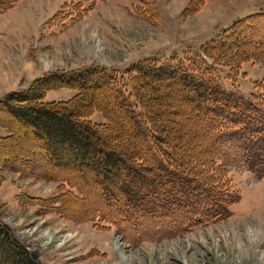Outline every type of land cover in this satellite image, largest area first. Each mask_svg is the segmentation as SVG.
<instances>
[{"label": "trees", "instance_id": "16d2710c", "mask_svg": "<svg viewBox=\"0 0 264 264\" xmlns=\"http://www.w3.org/2000/svg\"><path fill=\"white\" fill-rule=\"evenodd\" d=\"M20 1L0 0V14ZM206 1L191 0L182 16ZM130 14L159 24L153 2ZM245 63L264 66V12L235 20L184 58L150 56L124 72L95 64L47 73L0 99V183L5 170L55 182L59 194L38 199L46 212L107 223L136 246L223 220L240 196L228 167L264 179V82L246 97L226 90L217 73L228 68L234 81ZM59 89L76 94L44 101ZM97 112L104 123L90 120ZM187 131L194 135L184 142ZM82 204L92 206L80 212ZM7 230L0 225V264H36Z\"/></svg>", "mask_w": 264, "mask_h": 264}, {"label": "rangeland", "instance_id": "374dc122", "mask_svg": "<svg viewBox=\"0 0 264 264\" xmlns=\"http://www.w3.org/2000/svg\"><path fill=\"white\" fill-rule=\"evenodd\" d=\"M190 1H20L0 14V99L26 90L51 72L95 64L124 72L150 56L184 58L186 50L199 49L235 20L264 12V0H207L198 13L183 17ZM142 2H153L158 8V25L130 14ZM217 73L226 90L236 88L246 97L260 93L255 83L264 82L261 64L245 63L234 81L228 68L219 67ZM75 94L54 90L44 101H67ZM162 99V108L170 105V98L163 95ZM90 120L105 122L98 112ZM194 133L202 135L203 131ZM6 134L0 128V136ZM193 135L187 131L184 142ZM228 170L240 194L228 216L171 238L146 240L136 246L107 223L100 228L94 222H75L46 212L38 199L58 195V184L10 170L4 171L0 183V225L8 228L36 264H258L264 243L252 246L249 241L261 237L264 230V180L251 176L248 169ZM91 206L82 204L78 211Z\"/></svg>", "mask_w": 264, "mask_h": 264}, {"label": "clouds", "instance_id": "9594fccd", "mask_svg": "<svg viewBox=\"0 0 264 264\" xmlns=\"http://www.w3.org/2000/svg\"><path fill=\"white\" fill-rule=\"evenodd\" d=\"M261 232H262V236L258 237L256 240L249 241L250 245L257 246L260 243H264V230H261ZM257 260H258V264H264V253H260V255L257 257Z\"/></svg>", "mask_w": 264, "mask_h": 264}]
</instances>
